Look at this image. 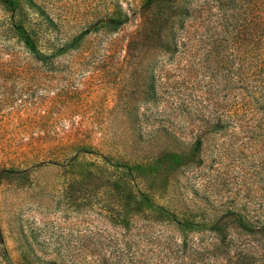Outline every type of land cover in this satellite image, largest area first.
Wrapping results in <instances>:
<instances>
[{"label":"rangeland","instance_id":"1","mask_svg":"<svg viewBox=\"0 0 264 264\" xmlns=\"http://www.w3.org/2000/svg\"><path fill=\"white\" fill-rule=\"evenodd\" d=\"M48 1L65 16L57 41L113 9L129 18L41 63L14 36L0 4V264L174 262L180 253L143 234L140 213L124 204L112 170L93 152L146 161L186 153L201 138L194 162L145 175L138 186L203 216L228 208L252 215L260 201L264 207V142L206 132L202 123L233 92L220 77L239 53L229 23L239 14L249 20L254 0H179L190 9L176 24L172 54L145 41L143 0Z\"/></svg>","mask_w":264,"mask_h":264},{"label":"trees","instance_id":"2","mask_svg":"<svg viewBox=\"0 0 264 264\" xmlns=\"http://www.w3.org/2000/svg\"><path fill=\"white\" fill-rule=\"evenodd\" d=\"M50 3L48 0H0L10 13L14 36L23 43L34 62L49 59L53 64V58L78 49L89 35L111 34L129 18L128 12L113 9L104 16L106 20L94 23L90 20L76 35L57 41L55 33L65 16L61 6ZM179 3V0H143L141 3L145 41L171 54L179 46L176 24L184 21L190 9L186 2ZM233 8L239 11L241 5L235 4ZM250 14L249 20L239 14L234 23H229L231 30L237 29L239 53L229 59L220 77L224 87L230 89L232 83L233 92H225L217 110L209 107L202 123L210 133L253 134L258 144L264 142V0H254ZM247 29L251 34L249 39L245 37ZM202 141L196 139L186 153L164 151L146 161L93 153L112 170V188L127 201L124 204L140 213L143 234L154 235L161 250L180 253L174 256L172 264H217L223 258L233 264H263L264 207L261 201L254 204L252 215L228 208L222 214L203 216L204 212L175 210L138 186L137 180L145 175L169 173L194 162ZM159 264L164 263L160 260Z\"/></svg>","mask_w":264,"mask_h":264}]
</instances>
